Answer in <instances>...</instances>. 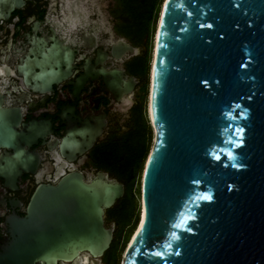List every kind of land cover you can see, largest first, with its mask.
Segmentation results:
<instances>
[{
	"label": "water",
	"instance_id": "water-1",
	"mask_svg": "<svg viewBox=\"0 0 264 264\" xmlns=\"http://www.w3.org/2000/svg\"><path fill=\"white\" fill-rule=\"evenodd\" d=\"M152 44L154 145L124 264H264V0H163ZM9 162L2 175L35 167ZM125 191L106 173L40 183L0 264H102Z\"/></svg>",
	"mask_w": 264,
	"mask_h": 264
},
{
	"label": "flooded vegetation",
	"instance_id": "flooded-vegetation-1",
	"mask_svg": "<svg viewBox=\"0 0 264 264\" xmlns=\"http://www.w3.org/2000/svg\"><path fill=\"white\" fill-rule=\"evenodd\" d=\"M160 7L136 38L121 0H0V258L17 236L13 217L26 216L40 183L76 171L112 178L114 152L138 126L152 127L144 114ZM9 161L35 167L2 175ZM112 209L105 225L116 232Z\"/></svg>",
	"mask_w": 264,
	"mask_h": 264
},
{
	"label": "trees",
	"instance_id": "trees-1",
	"mask_svg": "<svg viewBox=\"0 0 264 264\" xmlns=\"http://www.w3.org/2000/svg\"><path fill=\"white\" fill-rule=\"evenodd\" d=\"M129 15L130 28L135 30L136 38L142 37L144 34L149 33L151 27L156 21L158 16L159 7L163 0H121ZM147 70V69H146ZM144 134L142 139V147L137 152L135 147L138 141V137H133L135 139L131 144L127 146L124 150L115 151L113 162L111 168L113 172L119 175V178L128 185L129 191L123 197V199H128L125 201V206H129L130 211L128 214L122 216L120 213H116V208L123 204L122 200L120 204L113 209V214L117 220L118 225H122L131 220L134 213V194L133 189L137 180V173L139 168H141L143 161L147 155L149 144L146 143L149 126L146 124L144 126ZM148 157V155H147ZM146 157V159H147ZM128 204V205H127ZM110 254L112 257H109ZM106 264H117L119 260V239L114 238L111 248L106 253Z\"/></svg>",
	"mask_w": 264,
	"mask_h": 264
},
{
	"label": "rangeland",
	"instance_id": "rangeland-1",
	"mask_svg": "<svg viewBox=\"0 0 264 264\" xmlns=\"http://www.w3.org/2000/svg\"><path fill=\"white\" fill-rule=\"evenodd\" d=\"M153 26H154V24H153ZM129 29H131V28H129ZM149 50H150V48H149ZM145 111H146L144 114L145 120H148L147 119V108L145 109ZM147 125H148V123H147ZM149 126H150V124H149ZM149 131H150V135L148 134L147 138H146V143L149 144V149H148L149 154L147 153L148 157L151 154V151H152V148L154 145V131H153L151 126L148 129V132ZM143 134H144V129H143V126L140 125L137 127V130L135 132L136 137H138V141H137V144L135 146L137 148V152L142 147ZM147 155H146V157H147ZM146 157L143 161L144 166L142 164L141 168H139V170H138L137 180H136V183H135V186L133 189V194H134V199H133L134 213H133V216H132L131 220H129L127 223L122 224V225H118L117 230L115 232V238L119 239V260H118L117 264H124V254H125L126 248H127L128 244L130 242V239H131L133 233L135 232V230L139 224V221H140L139 218L141 216V206H140L141 205V180H142V174H143L145 165H146L147 160H148V157H147V159H146ZM111 177L114 179H120L119 175L116 172H114L111 175ZM128 191H129V189H127V192ZM121 200H122L123 204L121 206H118L120 204ZM121 200L117 202V204L113 207V209L116 206H118L116 208L115 212L120 213L122 216H124L125 214H128V212L130 211L129 206H125V204H124L125 201L126 202L128 201V203H129V200L127 198L126 199L121 198ZM113 209L111 210L110 221L115 220L117 222V220L113 214ZM109 257H112V255L110 254Z\"/></svg>",
	"mask_w": 264,
	"mask_h": 264
},
{
	"label": "bare ground",
	"instance_id": "bare-ground-1",
	"mask_svg": "<svg viewBox=\"0 0 264 264\" xmlns=\"http://www.w3.org/2000/svg\"><path fill=\"white\" fill-rule=\"evenodd\" d=\"M152 150H153V148H152ZM152 152V151H151ZM149 157H150V155H149ZM149 157H148V160H149ZM148 160H147V163H146V165H145V168H146V166H147V164H148ZM145 170V169H144ZM87 259V258H86Z\"/></svg>",
	"mask_w": 264,
	"mask_h": 264
}]
</instances>
